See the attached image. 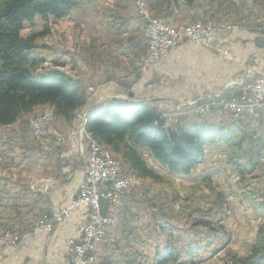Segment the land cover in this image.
I'll return each instance as SVG.
<instances>
[{
  "label": "crops",
  "instance_id": "crops-1",
  "mask_svg": "<svg viewBox=\"0 0 264 264\" xmlns=\"http://www.w3.org/2000/svg\"><path fill=\"white\" fill-rule=\"evenodd\" d=\"M195 3L197 7L189 13L200 16L202 20L198 22L211 20L218 28L219 41L234 59L226 60L184 42L147 68L138 69L135 61L146 47V22L136 0H93L75 7L53 25L66 41V52L46 49V60L82 81L88 94L87 104L81 108L85 112L127 95L169 114L168 124L172 126L217 125L218 112L197 116L191 110L177 112L174 107L210 90L226 89L247 69L251 70L248 77L264 71V0ZM253 6L259 8L256 16L252 14ZM232 7H238V11ZM140 8L146 16H160L164 11L162 0H141ZM250 8L249 15L246 11ZM167 10V21L177 24L174 18L179 10ZM87 31L90 35H85ZM42 108L53 113L50 106L40 105L22 113L14 123L0 126V234L14 230L20 235L16 245L0 250V264H68L67 242L78 238V226L85 220V211L77 208L50 231L36 227L77 197L89 156L86 145L80 144L72 132L74 120L55 118L58 130L66 132L63 139H36L30 135L27 119ZM262 121L264 124V118ZM213 152L214 148L206 146V158ZM126 202L109 204L105 214L114 216L116 224L108 230L106 244L95 243V264H111L108 261L116 249L134 252L139 248L133 241L137 237L132 236L135 224L129 223L124 214V209L129 208Z\"/></svg>",
  "mask_w": 264,
  "mask_h": 264
},
{
  "label": "rangeland",
  "instance_id": "rangeland-1",
  "mask_svg": "<svg viewBox=\"0 0 264 264\" xmlns=\"http://www.w3.org/2000/svg\"><path fill=\"white\" fill-rule=\"evenodd\" d=\"M255 7L250 8L249 12L246 11L247 14L250 15L251 9L253 16H256V12L260 13L258 6ZM232 10L238 11V7H232ZM174 20L177 21V18L175 17ZM57 21L50 19L48 22H43L36 18L33 23L26 22L21 31L22 36L26 37L39 34L45 30V26L49 28L48 32L37 38V44L42 48L30 52L32 56L44 60L40 69L37 70L38 73L48 69L61 70L49 63L44 53L46 49L54 48H60L57 52H66V41L54 30L53 25L57 24ZM206 22L212 24L211 20L200 23ZM85 35H90V32L87 31ZM139 55L135 65L138 69L145 68L137 64ZM247 75H249L248 69L243 77ZM230 92L231 87L229 86L226 89H213L204 96L188 99L174 108L177 112L191 110L197 116L218 112L220 121L217 126L226 124L229 129L233 128L232 125L238 126L239 132L236 134V140L241 135L240 150H235L222 142L210 144L209 146L215 149L214 154L212 157H205L203 164L194 168L189 176L171 174L147 153H143L148 167L161 177L162 181L159 183L146 178L138 179L127 173L118 156L86 132L85 122L89 111L79 109L75 112L72 126L75 139H79L80 144L86 145L88 150L89 145L92 147L95 142L101 145L109 156L118 162L126 175L128 174L131 180H136L132 190L123 200L129 204V208L124 209V214L129 219V223L135 224V232L132 236L137 237L133 241L139 248H136L134 252L116 249L108 262L111 264H152L156 255L166 246V241H169L176 250L183 252L196 245L204 246L190 257L193 264H240L235 263V260L248 256L258 227L264 223V213L257 207V203H264V124L262 121L264 111L251 117L244 116L234 119L221 106L199 114L190 105L192 102L205 99L208 95L220 94L226 98ZM121 98L134 99L127 95ZM42 114H47L51 118L50 136L48 137L63 139L66 132L58 130L57 119H55L57 117L44 108L37 110L27 119L26 126L30 135L35 138L30 129V120ZM163 116L167 118V121L170 119L169 114L163 113ZM121 202L122 200L119 203ZM113 220L114 223L108 230L116 224L114 216ZM201 221L207 222L208 227L200 224ZM210 236H213L211 243L205 247ZM129 260L131 261L128 262Z\"/></svg>",
  "mask_w": 264,
  "mask_h": 264
},
{
  "label": "trees",
  "instance_id": "trees-1",
  "mask_svg": "<svg viewBox=\"0 0 264 264\" xmlns=\"http://www.w3.org/2000/svg\"><path fill=\"white\" fill-rule=\"evenodd\" d=\"M86 1L93 0H0V126L14 123L22 113L40 105H48L54 116L72 121L75 112L87 104V90L80 79L59 69L37 72L44 60L31 56L30 52L42 48L37 44V38L49 28L45 26L39 34L26 37L21 34L26 22L33 23L36 18L43 22L66 18L72 9ZM195 1L162 0L164 11L160 17L167 21L170 16L167 9L176 8L179 10L176 25L202 20L189 13L191 8L197 7ZM254 79L247 78L246 82ZM232 126V129L226 124L209 123L172 126L161 110L145 102L128 105L117 100L104 104L85 122L86 132L118 156L127 173L156 183L162 181L161 177L148 167L143 153L167 172L189 176L205 160L207 145L222 142L240 150L242 137L239 135L236 140L239 128ZM109 204L106 200L100 201L101 213L105 214ZM257 207L264 213L263 202L257 203ZM199 223L205 227L209 225L205 221ZM212 237L205 247L211 243ZM203 247L196 245L183 252L166 241V246L152 264H193L190 257ZM235 263H264V223L258 227L248 256L235 260Z\"/></svg>",
  "mask_w": 264,
  "mask_h": 264
},
{
  "label": "built area",
  "instance_id": "built-area-1",
  "mask_svg": "<svg viewBox=\"0 0 264 264\" xmlns=\"http://www.w3.org/2000/svg\"><path fill=\"white\" fill-rule=\"evenodd\" d=\"M136 3L139 5V13L146 22L144 30L146 47L137 60L140 67H147L157 62L184 42L193 43L226 60L234 59L232 52L219 41L218 28L210 22L173 25L160 16H145V10L140 8V0ZM248 72L250 73L251 70L248 69ZM248 76L231 82L229 85L231 92L226 98L220 94L208 95L205 99L192 102L190 105L199 114L221 106L234 119L251 117L264 111V71L257 72L251 82H246V79L250 78ZM50 120L47 114L37 115L30 120V129L35 138L50 136ZM135 183L136 180H130L126 172L121 171L118 162L106 158L103 151L89 145L86 173L79 185L77 197L68 206L54 212L46 222H38L36 227L50 231L71 210L82 208L85 211V220L78 226L79 236L67 242L68 264H93L95 257L92 250L95 243L107 242L108 228L114 223L112 215L101 213L100 201L119 204L127 197ZM104 185L107 187L103 188ZM19 239L20 235L16 231H3L0 234V250L6 246L16 245Z\"/></svg>",
  "mask_w": 264,
  "mask_h": 264
},
{
  "label": "water",
  "instance_id": "water-1",
  "mask_svg": "<svg viewBox=\"0 0 264 264\" xmlns=\"http://www.w3.org/2000/svg\"><path fill=\"white\" fill-rule=\"evenodd\" d=\"M111 100H117V101H119V102H121V103H123V104H134V103H139V102H145V101H143V100H134V99H130V98H112V99H110L109 101H111ZM109 101H107L106 103H108ZM106 103H103V104H99V105H97L96 107H94L92 110H90L88 113H87V117L91 114V113H93L94 111H96L97 109H99V108H101L104 104H106Z\"/></svg>",
  "mask_w": 264,
  "mask_h": 264
},
{
  "label": "bare ground",
  "instance_id": "bare-ground-1",
  "mask_svg": "<svg viewBox=\"0 0 264 264\" xmlns=\"http://www.w3.org/2000/svg\"><path fill=\"white\" fill-rule=\"evenodd\" d=\"M92 147H97V148H99L101 151H103L105 154H106V158H108V159H110V160H113L110 156H109V154H108V152L101 146V145H99V144H97L96 142L94 143V144H92ZM121 171H124L122 168H121ZM128 175V174H127ZM129 178V177H128ZM130 179V178H129ZM131 180V179H130Z\"/></svg>",
  "mask_w": 264,
  "mask_h": 264
}]
</instances>
